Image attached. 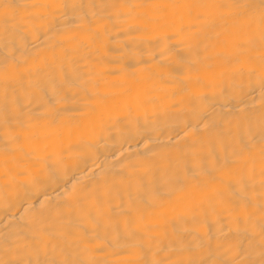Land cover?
I'll list each match as a JSON object with an SVG mask.
<instances>
[{"label": "bare ground", "instance_id": "obj_1", "mask_svg": "<svg viewBox=\"0 0 264 264\" xmlns=\"http://www.w3.org/2000/svg\"><path fill=\"white\" fill-rule=\"evenodd\" d=\"M0 264H264V0H0Z\"/></svg>", "mask_w": 264, "mask_h": 264}]
</instances>
